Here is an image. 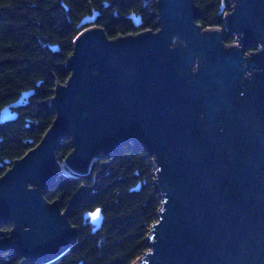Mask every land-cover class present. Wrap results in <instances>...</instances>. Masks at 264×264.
<instances>
[{
  "label": "water",
  "instance_id": "1",
  "mask_svg": "<svg viewBox=\"0 0 264 264\" xmlns=\"http://www.w3.org/2000/svg\"><path fill=\"white\" fill-rule=\"evenodd\" d=\"M229 2L217 13L223 27L198 23L193 0H155L157 30L115 38L93 25L97 12L80 21L70 74L50 98L54 119L0 175L9 225L0 252L48 264L75 243L68 209L43 195L62 170L57 146L70 139L64 166L77 175L127 142L152 155L160 208L131 264H264V0ZM84 219L99 229L101 208Z\"/></svg>",
  "mask_w": 264,
  "mask_h": 264
},
{
  "label": "trees",
  "instance_id": "2",
  "mask_svg": "<svg viewBox=\"0 0 264 264\" xmlns=\"http://www.w3.org/2000/svg\"><path fill=\"white\" fill-rule=\"evenodd\" d=\"M193 2L200 9L198 23L223 27L217 16L221 0ZM94 12L93 25L102 27L110 38L158 28L155 0H0V111L22 102L10 109L15 118L0 121V175L38 143L54 119L53 89L67 80L66 60L76 35L86 27L78 25ZM130 16L139 17L141 23L136 26ZM224 40L231 43L234 37L224 34ZM71 147L70 139L58 144L56 158L62 170L43 195L48 201L58 200L62 210L68 209L77 238L48 264H131L148 249V230L160 208L152 155L127 142L115 153L92 161L88 173L77 175L64 166ZM103 164L106 170L97 176ZM98 207L103 220L94 230L84 213ZM8 227L0 222V229ZM22 261L20 254L8 257L0 252V264Z\"/></svg>",
  "mask_w": 264,
  "mask_h": 264
},
{
  "label": "flooded vegetation",
  "instance_id": "3",
  "mask_svg": "<svg viewBox=\"0 0 264 264\" xmlns=\"http://www.w3.org/2000/svg\"><path fill=\"white\" fill-rule=\"evenodd\" d=\"M225 34H227V35H233V37H234V41H235L236 36H235L234 34H229V33H225ZM224 42H225V40H224ZM225 43H226V42H225ZM231 43H232V42H231ZM250 51H252V49H248V50H246L247 53L250 52Z\"/></svg>",
  "mask_w": 264,
  "mask_h": 264
},
{
  "label": "rangeland",
  "instance_id": "4",
  "mask_svg": "<svg viewBox=\"0 0 264 264\" xmlns=\"http://www.w3.org/2000/svg\"><path fill=\"white\" fill-rule=\"evenodd\" d=\"M228 2H229V0H228ZM229 4H230V6H231V3H230V2H229ZM229 10H230V8L227 6V7H226V11H229ZM222 22H223V21H222ZM223 23H224V22H223ZM233 42H235V41H233ZM233 42H232V43H233Z\"/></svg>",
  "mask_w": 264,
  "mask_h": 264
}]
</instances>
